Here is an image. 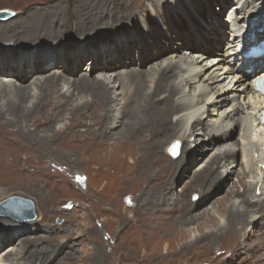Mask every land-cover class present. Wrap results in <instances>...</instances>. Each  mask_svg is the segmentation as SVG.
<instances>
[{"label": "bare ground", "instance_id": "bare-ground-1", "mask_svg": "<svg viewBox=\"0 0 264 264\" xmlns=\"http://www.w3.org/2000/svg\"><path fill=\"white\" fill-rule=\"evenodd\" d=\"M118 1V5L116 4L108 11L106 22L97 18L91 25L85 23L81 27L84 32L83 35L85 36L86 33H89L91 37L93 35L97 36L100 31L106 33L109 29H119L126 23L132 27L138 25L141 12L131 16V5H126L124 0ZM189 1L195 9H200L202 6L201 2ZM241 1H237L235 5L238 11L246 9L247 5L250 4L256 5L260 2L264 4V0H244L245 4L242 5ZM212 2L209 1V5ZM183 3L184 1L181 4L177 0H152V3L147 4V7L145 6L146 8L143 9L144 15L145 13H151L150 15H152L147 19L145 18V21L150 24V20L152 21L155 18L154 15H157L156 18L159 23L152 27L148 25L149 28L153 29L154 36L142 38L137 35V44L142 49V53L137 59L130 58L132 56L128 57L129 45L126 44L125 48L122 47L120 53L118 51L121 60H116L115 62V54L112 57L107 55L103 59L95 53L96 49L84 52L78 48L70 54L71 57L68 61L65 60L64 52L61 50L58 55L62 66H65L64 62H70L73 66L69 70L70 75L71 73L77 75L75 72L85 60V58H80V56L90 52L93 53L91 58L93 70H100L104 75L102 78L93 79L81 76L73 80L67 78L63 73L68 70L67 68L63 69V74H52L43 77V81L37 89L38 97L30 106H28V100L33 96L32 90L29 84L25 85V82L33 72H36V74L32 75L33 77L38 75V78L42 79L41 74L51 67L52 63H49L52 62L54 55L52 56L50 53L42 54L37 56V59L33 55L24 56L19 58V64H15L14 61L10 62L8 60L9 56L0 54V60L1 56H4V61L7 60L6 64H0V77L5 76L6 72L7 74L11 73V78L14 79V82H8L7 84L0 80V151L13 154L19 148H24V151L28 152L33 150L45 152L46 150H56L60 155V150L65 157L69 156L66 152H72L74 156L87 155L91 159L93 158V161L98 163V165H107V168L109 166L113 168L119 167L133 172V174L135 173L134 177L136 175L135 178L137 179L140 178L142 180L147 177L144 181L143 192L133 199V202L137 204L136 208L139 205H145L146 202L152 205L155 203V199H157V204L160 201L163 204L165 203L163 197L171 193L170 187L173 183H176L175 165L184 157L189 160V166L193 165L196 160L195 158L192 159L191 154L185 155L186 151L189 150L190 136H193L194 133L196 134L200 130L203 132L204 138L201 141H206V149H202L205 152L214 150V144L223 146L215 149L217 153L210 156L205 161L204 166L194 172L190 180L189 184L199 188L197 189L200 194L199 201L192 203L188 200L184 206L179 207L170 204L171 206L166 209L165 215L174 214L178 216L177 225L168 227L166 222L158 221L153 226H145L147 228L146 231L149 232L147 244L153 247L155 254L159 252L165 237L173 236V239L177 240L186 237V232L184 231V226L186 227V225L193 224L199 220H203L205 223L217 224V220L209 212L203 210L198 213L196 212L197 208L213 199L215 194H218L224 187L225 183L221 184L216 180V176L220 168L225 166V169H227L234 163L233 158L236 151L240 150L247 155L252 153L251 143L247 134L253 125L258 127V120L255 115L262 104V99L254 93L252 87L249 88L251 83L247 86L246 83L248 81L244 82L245 84H239V80H237L238 76L244 75L245 70L256 73L258 70L264 69L261 66L264 57H257L256 59L249 57V60L246 59V54L248 53L245 49H247L251 40L253 41L251 36L242 33L241 38L234 41L238 38L236 34H240L243 29L241 24H245L246 20L238 24V18L232 19V27L235 26L236 28V26L240 25V29L237 32L234 30L231 32L233 41L225 45L223 53V48L221 50L217 48L223 35L221 20H218L215 25L206 23L207 26L202 29L201 33H211L214 37H212L211 42H205V44L196 43V47L176 35L177 32L181 33V31L185 32V34L187 33L184 19L189 18V21L193 24L197 23V17L195 15L189 17L187 6ZM221 3L224 5L223 3L225 2L221 1ZM120 6H123L124 9L121 10ZM251 6L248 8L249 11L246 15L248 17L251 15L250 18L254 19L253 14H255L256 10L254 6ZM253 11L254 13H252ZM32 13L33 15L31 16ZM231 14L229 12V15ZM39 15L42 16V13L31 12L26 14L27 20L19 19L3 26L0 24V41L4 42L7 39L9 47L12 46L11 49L17 52L23 48L13 47V42L17 46H28L30 44H39V42L53 41L60 33H57L54 22L50 21L44 24ZM199 16L201 19H205V17H201L200 13ZM120 19L123 22H117ZM210 21L209 19V23H212ZM257 21L258 23L255 25ZM256 22L254 23L256 30L258 31L261 27L264 30V17L256 20ZM159 24H162L163 28H165L164 32L158 26ZM86 25L90 27L86 29ZM167 27H169V30H166ZM9 28L11 30L7 31ZM249 28L248 24L247 29ZM201 33L198 34L202 36ZM130 38V34L128 36L124 35L117 42L127 40L125 43H130ZM253 38L255 41L260 40L264 38V33L262 35L254 34ZM241 42L245 43L243 50L240 51ZM257 43L255 42L254 45ZM130 45L132 47L131 43ZM217 53H220V55L216 57ZM13 54L17 53L13 52ZM166 54H170V57H166ZM227 55H230L234 60H241L245 67L252 63L250 60L257 61L259 66L252 69L247 67L246 69L236 70L231 65L232 58L230 60L225 58ZM11 56L15 57V55ZM36 60L44 66L37 68ZM153 60L157 62L156 68L154 65L147 71H142L140 68V70L131 68L133 64L144 67L146 64H151ZM122 62L123 65L128 64L127 69H129L124 74L115 70L117 64ZM147 83H152L150 92H146ZM64 87L65 90L62 92ZM75 95H88L91 99L78 104L72 99ZM12 96L13 98H10V100L9 97ZM212 98L214 101H211L212 103L210 104L209 101ZM251 99H253L252 102ZM66 116H69L66 128H56L57 123L65 120ZM173 119L175 122H173ZM191 121L192 124L190 129H188ZM234 125L243 126V136H241L239 143L236 144L232 141L229 148L225 150L223 148L230 142L229 139L232 136V131H234L232 130ZM260 127L264 132V127ZM47 132H50L51 135H47ZM208 135H210L209 138ZM14 143L16 146H14ZM171 143H178V156H171L167 152ZM165 151L170 157L178 158L176 160H167ZM127 157L130 159L129 163L125 161ZM134 157L135 160H133ZM252 162L254 166L258 165L255 161ZM74 164L76 165V163ZM1 181L0 193L9 190L13 186L15 187L16 184L12 181L17 180L6 176ZM1 185H6L9 188H1ZM186 186L188 185L184 187ZM243 186L244 196L238 205L242 209L239 210V208L234 207V204L231 207L225 204L228 197L231 199L232 196L234 198L239 196V193L232 191L231 188L229 189L230 192L226 193L225 200L220 201L217 206L218 212L227 213L226 228H221L215 233L203 234L199 238H195L194 241L185 243L182 246L183 250L187 251L194 247L195 244L201 242V245L205 246L204 250L208 251V249L212 250L211 247H214L220 239L224 238L225 240L228 238V240H232L240 236L241 230H238L237 226L243 227L247 223L246 217L252 212L250 206L259 204L261 200L264 201V189L260 188L258 182L254 185L243 184ZM151 187L156 188V192L152 196L149 193V188ZM179 191H182V189ZM257 192L261 194L256 196ZM259 206L264 208V204H259ZM260 219L262 217L253 221H256L255 224L257 225L262 222ZM94 232L97 233V230ZM18 233L7 234L9 239L6 238V235L0 236L3 237V243H7L12 237L19 235ZM112 239V236L107 238L108 246H113V248L110 246L111 250L115 249V242L111 241ZM171 239L166 241V254L172 252L171 250L169 251L172 244L169 241L174 242ZM21 244L23 249L22 260L16 262L13 258L14 264H48L55 258V255H58V248L59 246L61 247L59 245L57 248L52 249L45 248L40 251H28L27 247L31 244V241L22 239ZM147 244H145V247L148 246ZM217 246H219L217 251L221 250L220 253L227 250V248L220 245ZM259 247H262V245ZM228 250L230 249L228 248ZM257 250H260V248H257ZM111 253H114V251ZM10 255H13V252L5 254V256ZM257 261L263 262L264 259L260 256Z\"/></svg>", "mask_w": 264, "mask_h": 264}, {"label": "rangeland", "instance_id": "rangeland-1", "mask_svg": "<svg viewBox=\"0 0 264 264\" xmlns=\"http://www.w3.org/2000/svg\"><path fill=\"white\" fill-rule=\"evenodd\" d=\"M177 1L181 4L182 1H184L183 4L187 6L189 17L195 15L197 17V23L193 24L189 21V18L184 19L187 33L185 34V32L181 31V33L177 32L176 35L178 38L185 39L189 44H193L196 47V43L205 44V42H211L212 37H214L211 33H201L202 29L206 28V23L215 25L218 20L223 22H221V31L223 32L222 40L217 46V48L221 50L226 43H231L230 39L232 37L230 30L232 19L238 18V24L246 20L245 24H241L244 26L243 31L247 30L246 27L249 24L250 29L247 30V32L251 33L258 23L256 20L264 17V4H261V2L256 5H247L246 9L238 11L235 5L239 0H212L214 3L211 0H195L202 4V6L200 5V9L196 8L197 10L192 6L189 0ZM209 1L212 2V6L209 5ZM221 1L225 2L223 3L224 5H222ZM118 2V0H0V11L7 10L13 12L12 17L7 21L0 20L2 26L19 19L27 20L28 17H26V14L38 12L42 13V16L39 15V17L44 24L50 21L54 22L57 33H60L53 41L39 42V44L35 45L30 44L31 46H17L15 42H13V47L23 48L19 49L18 52L13 51V49H11L12 46L9 47L10 45H8L9 43L7 44V39H5L6 41L4 42L0 41V54L9 56L8 60H10V62L14 61L15 64H19V58L24 56L33 55L35 56L34 58H36L42 54L50 53L52 56L54 55L52 62L49 63H52L51 67L48 66L49 68L41 74L42 79H39L38 75L33 77L32 75L36 74V72H33L30 77H28V80H26L25 85L29 84L33 95L28 100V106L32 105L37 99V89L39 84L42 83L43 77L64 73L67 78L74 80L81 76L93 79L102 78L104 75L100 70H93L91 61L92 52L80 56V58L83 57L85 60H83L80 67L75 72L77 75H73L72 73L70 75L69 70H71L73 66L70 62H68L69 64L64 62L65 66H62L60 56L58 55L61 50L64 52L63 56L65 60L68 61L71 57L70 54L77 48L84 52L96 49L95 53L100 55L103 59L107 57V55L112 57V55L115 54L114 62L116 60L120 61L121 58L118 54L122 47L125 48V44L129 45L128 57L132 56L130 58L137 59L138 56L141 55L142 49L140 45L137 44V35H140L142 38L154 36L153 29L149 28L148 25L152 27L153 25L156 26V23H159V20L156 18L157 15H154V21L150 20V24L147 23L148 21H145V18L147 19L152 15H150L151 13H145L144 15L143 9L147 7V4L152 3V0H124L126 5H131V16L141 12L138 25L132 27L130 24L127 25L126 23L119 29H109L106 33L100 31L97 36L93 35L91 37L89 33H86L85 36L83 35L84 32L81 27H83L85 23L91 25L97 18L106 22L108 11ZM241 2V5L245 4L244 0ZM250 6L255 7L256 12L253 14L255 20L250 18L251 15L249 17L246 15L248 14V8ZM122 7L123 6H120L121 10L124 9V7ZM229 12L232 14L229 15ZM199 13L202 18L205 17L204 20L200 18ZM252 13H254V11ZM32 15L33 13L31 16ZM209 19L212 23H209ZM117 22H123V20L120 19ZM89 25L88 27L86 25V29L90 27ZM158 26L164 32L165 28H163L162 24ZM234 27H232V29H234ZM10 30L11 28L7 31ZM166 30H169V27H167ZM235 30L238 31L239 28H235ZM197 32L199 34L201 33L202 36ZM128 34L131 35L129 40L132 47L129 42L125 43L127 40L117 42V40H121L124 35L128 36ZM237 39L238 38L235 40ZM13 52L17 54H13ZM11 55H15V57ZM218 55H220V53H217L215 56L217 57ZM4 56H1V65L6 64L7 60L4 61ZM63 56L61 55L62 59ZM166 57H170V54H166ZM226 59H228L227 56ZM154 61L155 60H153L151 64L144 65V67L133 64L131 68L147 71L152 65H154L155 68L157 67V62ZM35 62L37 68L44 66L42 63H38V60ZM233 62L231 64L232 67L237 68V62ZM127 67L128 64L123 65L122 62L117 64L115 70L124 74L129 71ZM67 68L68 70L63 72V69ZM8 71L10 70L8 69ZM5 74V76L0 77L2 82L6 84L8 82H14V79L11 78V73L7 74L5 72ZM254 76L256 75L246 73L245 75L238 76L237 80H239V84L248 81V83H246L248 86L249 81H251ZM151 88L152 83H147V87L145 88L146 92H150ZM64 90L65 87L62 92ZM10 98H13V96L9 97V99ZM72 99L80 104L90 100L91 97L88 95H75ZM211 101L213 102L214 99L212 98L209 101L210 104L212 103ZM252 101L253 99H251V102ZM66 117L65 120L57 123L56 128H66L65 126H67L66 124L69 122V116ZM214 119L213 121H215ZM173 122H175L174 119ZM204 123H206V121H204ZM189 124L188 129H190L192 121ZM204 128L206 129L205 126ZM232 130L234 131H232V136L229 139L230 142L223 148L225 150L229 148L232 141L236 144L239 143L241 141V136H243V126L234 125ZM262 130L263 129L259 126L256 127L253 125L251 127L247 135L251 143L252 153H248L247 155L238 150L233 158L234 163L230 165V167L225 169V166L222 167V163V168H220L216 180L221 184L225 183L224 187L218 194H215L213 199L197 208L196 212L198 213H201L203 210L209 212V214L217 220V224L214 225L199 220L193 224L186 225V227L184 226L186 237L178 240L173 239V236L165 237V241H163V245L157 254L154 253L153 247L147 244L149 232L146 231L147 228H145V226H153L158 221L166 222L168 227L177 225L178 216L174 214L165 215L166 209L171 206L170 204L179 207L184 206L188 200L192 203L199 201L200 194L198 192L199 190H197L199 188L189 184L190 180L194 172L203 167L205 161H207L210 156L217 153L215 149L221 146L220 144H214V150L205 152L206 141H201L204 138L201 130L197 131L198 133L196 132V134L194 133L193 136H190L188 143L189 150L185 153V155L191 154L192 159L195 158L196 160L195 162L193 161V165L189 166V160L184 157L187 162H185L183 158L175 165L177 174L175 177L176 183L171 185V193L163 197L165 203L163 204L162 201H160V203L157 204V199H155L154 204L151 205L146 202L145 205H139L138 208H136L137 204L133 202V199L143 192L144 181L147 177L142 180L140 178L137 179L135 178L136 175L134 177L135 173L133 174V172L123 170L119 167L113 168L109 165L107 168V165H98V163L93 161V158L91 159L87 155L74 156L72 152H66L69 156L65 157L60 150V155L56 150H46V152L33 150L28 152L26 150L24 151V148H19L16 149L13 154L0 151V170L4 171H0V182L8 176L14 179L16 178L17 181L12 182L20 186L15 185V187L13 186L9 190L0 193V235L7 236V234H14L16 232H19L18 234L20 235H17L18 237H12L7 243H3V237L0 236V264H14L15 261L22 260V239L31 241V244L27 247L28 251H40L45 248L52 249L61 245V247L59 246L58 248V255H55V258L48 264H264V261H257L260 256L264 259V208L259 206V204H264L262 200L259 204H252L250 206L252 212L247 215V223L243 227L237 226L238 230H241V234L236 239H220L214 247H211L212 250L208 249V251L204 250L205 246L203 247L201 242L195 244L194 247L187 251L182 249L185 243L192 242L195 238H199L203 234L215 233L221 228H226L227 213L218 212L217 206L220 201L222 202L225 200L226 193L230 192V188L232 191H237L239 196L236 198L232 196L231 199L228 197L225 204L228 205V207L234 204V207L239 208V210L242 209V207L238 205L244 196L243 184L254 185L258 182L260 188L264 189V132ZM46 134L51 135L50 132ZM209 137L210 135H208V138ZM172 144L173 143H171V145ZM14 146H16V144ZM236 147L234 148L236 149ZM203 148L204 150H202ZM1 154L3 155L1 156ZM165 156L167 160H176L178 158L170 157L166 151ZM128 159V157L125 159L127 163L130 161V159ZM133 160H135V157ZM252 161H255L258 165L254 166ZM74 163H76V165ZM227 175L229 176L226 179ZM185 185L188 186L184 187ZM1 188L9 187L1 185ZM149 189L151 196L155 194V187ZM180 189H182V191H179ZM260 194L261 193L257 192L256 196ZM13 198L18 199L16 201L19 204L26 203L24 206H27L26 200H29L32 204L33 216H31L29 211L22 212L20 209L18 210L16 206H19V204H6L7 201ZM260 217H262V219H260L262 222L256 225V221L253 220H257ZM95 230H97V233L94 232ZM110 236L113 237L111 241L116 243V246L114 243L115 249L113 250H111L110 247L112 245L108 246L109 242H107V238ZM6 238H8V236ZM167 238H172L171 240L174 241H169L172 243L169 248V251L171 250L172 252L169 254H166L165 249ZM145 244L148 246L145 247ZM217 245L227 248V250L220 253L221 250L217 251L219 247ZM261 245L262 247H259ZM228 248L230 250H228ZM257 248H260V250H257ZM113 251L114 253H111ZM12 252L14 256H5V254Z\"/></svg>", "mask_w": 264, "mask_h": 264}, {"label": "water", "instance_id": "water-1", "mask_svg": "<svg viewBox=\"0 0 264 264\" xmlns=\"http://www.w3.org/2000/svg\"><path fill=\"white\" fill-rule=\"evenodd\" d=\"M12 15H13V12H11V11H7V10H2V11H0V20H3V21H7L10 17H12ZM167 152L171 155V156H177L178 155V153H179V151H178V143H173L172 145H170L169 146V148H168V150H167ZM16 200H18V199H16V198H13V199H10L9 201H7L6 202V204L7 205H11V204H16V205H18L19 203L16 201ZM26 200V199H25ZM26 202H27V206H24V205H26V203L25 204H19V206H16L17 207V209L19 210L20 209V211H29L30 212V214H31V216H33L32 215V204H31V202L29 201V200H26Z\"/></svg>", "mask_w": 264, "mask_h": 264}]
</instances>
